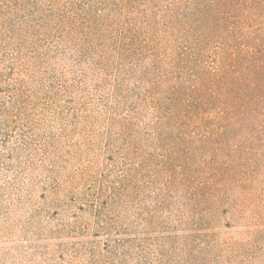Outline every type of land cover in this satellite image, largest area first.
<instances>
[{
	"label": "rangeland",
	"instance_id": "374dc122",
	"mask_svg": "<svg viewBox=\"0 0 264 264\" xmlns=\"http://www.w3.org/2000/svg\"><path fill=\"white\" fill-rule=\"evenodd\" d=\"M226 1L0 0V264H264V114L218 121L264 0Z\"/></svg>",
	"mask_w": 264,
	"mask_h": 264
},
{
	"label": "trees",
	"instance_id": "16d2710c",
	"mask_svg": "<svg viewBox=\"0 0 264 264\" xmlns=\"http://www.w3.org/2000/svg\"><path fill=\"white\" fill-rule=\"evenodd\" d=\"M230 4L227 0L225 6ZM209 11L215 20L214 6ZM226 61L230 63V70L223 74L228 75L229 92L225 88L220 95L223 106L218 121L234 126L239 122L246 127L253 126V122L264 114V30L254 31L247 37L235 31L229 53L220 59L221 65ZM219 176L222 178L224 174ZM219 182L227 184L226 181Z\"/></svg>",
	"mask_w": 264,
	"mask_h": 264
}]
</instances>
